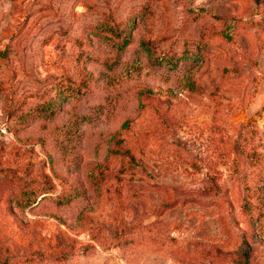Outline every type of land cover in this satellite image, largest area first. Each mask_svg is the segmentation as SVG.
<instances>
[{"label":"rangeland","instance_id":"374dc122","mask_svg":"<svg viewBox=\"0 0 264 264\" xmlns=\"http://www.w3.org/2000/svg\"><path fill=\"white\" fill-rule=\"evenodd\" d=\"M146 5L129 46L92 35ZM142 40L204 60L153 65ZM0 264H264V0H0Z\"/></svg>","mask_w":264,"mask_h":264},{"label":"trees","instance_id":"16d2710c","mask_svg":"<svg viewBox=\"0 0 264 264\" xmlns=\"http://www.w3.org/2000/svg\"><path fill=\"white\" fill-rule=\"evenodd\" d=\"M153 15L154 8L151 5L144 6L139 12H135L126 19L120 21H117L111 14H106L102 21L93 24L91 33L92 35L98 36L111 47L123 49L131 44L130 41L133 29L136 27L138 20L149 23V20ZM212 32L208 31L204 37H230L225 33ZM195 44L196 43L185 42L184 49L179 56L168 55L166 53L159 57L157 55L158 45L155 42L146 40L141 41L142 49L153 65H173L189 60L203 61L206 46L204 43ZM193 47H195V49H192ZM87 82L88 80L86 78H83L79 85L73 84L68 79L66 81H60L51 89L52 95L47 101L32 106H26V102L24 101L15 106H11L8 110V116L10 119H13L14 129L19 131L36 119H49L54 117L62 109L64 103L69 102L72 98L83 95L82 88L87 87ZM114 141L115 150L112 151V153L115 156L130 155V153L121 150L120 144L122 142L117 138H114ZM234 149L239 158H241L245 164L250 162L253 158V147L251 146V143L240 135L234 144ZM101 177H103V175L99 176V178ZM31 193L33 192H25L26 195ZM17 199H20V201L22 200L21 197H18ZM33 199H37V197L34 196ZM242 211L245 216H248L249 211L246 204H243ZM248 224L251 225V222H248Z\"/></svg>","mask_w":264,"mask_h":264}]
</instances>
